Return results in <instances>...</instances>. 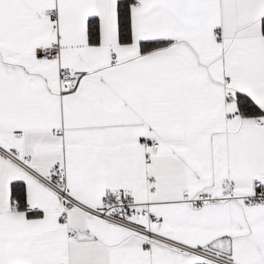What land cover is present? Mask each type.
<instances>
[{"label":"snow or ice","instance_id":"1","mask_svg":"<svg viewBox=\"0 0 264 264\" xmlns=\"http://www.w3.org/2000/svg\"><path fill=\"white\" fill-rule=\"evenodd\" d=\"M0 264H264V0H0Z\"/></svg>","mask_w":264,"mask_h":264}]
</instances>
